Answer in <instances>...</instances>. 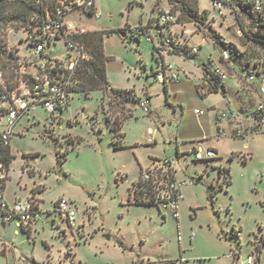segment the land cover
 <instances>
[{
	"label": "rangeland",
	"instance_id": "obj_1",
	"mask_svg": "<svg viewBox=\"0 0 264 264\" xmlns=\"http://www.w3.org/2000/svg\"><path fill=\"white\" fill-rule=\"evenodd\" d=\"M154 3L97 0L96 15L75 12L67 21L82 31L128 30L148 23L155 15ZM157 3L169 11L177 8L168 0ZM198 6L207 12L208 31L243 52L247 50L244 39L235 36L231 18L217 16L210 0H198ZM167 26L162 27L166 36L178 41L189 38L196 47L202 44L196 66H184L191 70V77L187 80L181 75V80L168 82V99L164 85L153 75L157 64L144 37L138 42L130 39L129 31L124 38L113 32L104 40L111 87L133 89L140 101L149 94V113L139 101L124 105L109 91H93L74 94L69 105L53 115L37 106L16 121L9 142L14 158L6 195L23 199L32 193L41 215L30 234L14 223L0 224V264H171L180 260L186 264H240L247 256L253 264H264V126L242 139L230 133L217 137L216 130L207 125V110L193 83L202 74L196 69L198 62H207L211 55L218 63L220 51L195 33L193 23ZM4 39L7 51H14L20 65L13 80L7 79L13 81L8 88L13 92L26 84L23 75H34L29 60L36 59L22 29H8ZM233 56L236 69L245 67L244 57ZM8 105L7 99L0 98V110ZM195 109L204 115L197 117ZM6 121L4 114L0 131ZM114 121L122 122L120 149L111 143ZM76 138L79 143L67 144ZM148 138L155 145L147 144ZM209 138L219 141L221 160L196 161L191 153L176 156L177 142L183 143L181 149L190 150L197 142L206 146L204 141ZM166 158L175 159L178 182L191 181L182 187L177 219L164 205H136L129 200L141 173ZM226 168L229 184L223 182ZM198 176L201 179L194 182ZM60 198L76 207L77 226L73 229L53 212Z\"/></svg>",
	"mask_w": 264,
	"mask_h": 264
},
{
	"label": "built area",
	"instance_id": "obj_2",
	"mask_svg": "<svg viewBox=\"0 0 264 264\" xmlns=\"http://www.w3.org/2000/svg\"><path fill=\"white\" fill-rule=\"evenodd\" d=\"M97 0H35L41 7L42 13L34 14L28 30H25V42L31 50V56L36 60L31 66L35 69L34 75H29L26 84L13 92L8 91V86L3 73L0 71V93L2 98L8 100L9 105L5 114L7 121L4 129L0 131V145L7 146L10 142L12 129L16 121L26 112L33 111L41 106L51 115L56 110L66 108L80 81L76 71L83 60L88 59V54L83 46L76 42L73 37L81 34L67 17L75 12L88 15H96ZM212 9L221 19L231 18L235 29L234 34L239 38L249 37V42L254 40L258 44L255 48L254 57L249 66L244 70L241 79L247 83H257L258 102L253 110L243 116L233 111H218L220 121L245 123L237 126L234 131L235 137L248 136L264 126V0H210ZM155 15L146 25L136 26L129 29L130 36L140 34L151 44L153 60L157 64L154 73L159 83L177 81L179 72L172 63L165 58L172 54L173 46L179 41L172 36H166L162 27L176 22L177 17L169 10L157 6ZM196 52V48L189 50ZM233 53L228 49L220 51V59L224 63L233 61ZM217 80L219 85L227 79V74L222 67H215L205 74L204 82L197 86L196 91L203 97L208 94L212 81ZM10 86L12 83H9ZM140 106L145 113H149V100L144 98ZM197 117L204 114L203 111L195 109ZM152 143V139H147ZM177 142V145H181ZM193 147L191 154L196 161H205L215 158L216 153L211 149H205L199 142ZM175 159L166 158L156 160L152 168L142 172L132 186V194L137 195L141 201L164 205L172 216L177 219L178 206L183 200L182 187L190 185L191 181L178 182L175 178ZM8 179V171L3 162L0 161V224L14 223L18 227L31 229L39 220L41 211L39 202L33 196L18 199L8 203L5 199V187ZM195 182V179H194ZM55 213L66 222L71 229L77 226L76 207L66 198H60L53 207ZM171 264H186L183 260ZM240 264H253L251 256Z\"/></svg>",
	"mask_w": 264,
	"mask_h": 264
},
{
	"label": "trees",
	"instance_id": "obj_3",
	"mask_svg": "<svg viewBox=\"0 0 264 264\" xmlns=\"http://www.w3.org/2000/svg\"><path fill=\"white\" fill-rule=\"evenodd\" d=\"M159 0L155 1L154 9L158 5ZM169 4L173 6V3L176 5V9H171L172 13L178 12L177 21L181 23H193L197 29H201L202 26L205 25V21L207 20V12H199L198 8V0H168ZM42 13L41 7L36 4L35 0H0V71L3 73L5 77L6 84L8 88L13 85L12 78L15 72L19 70V63L18 57L14 55V51L10 50L7 51L6 49V42H5V32L8 29H12L14 31L22 29L23 32L28 30V24L30 23V19L34 14ZM149 20L148 22H150ZM141 26V24L139 25ZM129 29H118L116 31L113 30H91V31H84L79 35L73 37V39L81 44L88 54V59L83 60L77 68L76 75L80 81L78 89L75 91L76 93L83 92L88 95L90 92L93 91H109L112 98H115L122 104L125 103H137L138 98H136L133 90H120L115 89L109 86V81L107 79V72H106V63L108 61V57L105 55L104 52V40L110 33L116 32L119 34H127ZM210 37L213 39L215 44H218L220 49H228L230 53H235L237 56H242L245 58L247 64L252 62L254 57L255 48L258 44L257 41H248L249 37L242 38L244 39L242 42L243 46H247V50L245 52L242 51L237 45L232 42H226L223 38L220 37L219 34L211 33ZM122 38V37H121ZM141 38V35L138 34L135 37L131 36V40L138 41ZM180 49V45L173 46L172 54L178 52ZM152 58H153V51H152ZM30 65L32 62L29 60ZM209 73V70H205V74ZM8 74V75H7ZM8 77H7V76ZM154 75V73H153ZM26 79H29V75H23ZM7 79H11L8 81ZM9 83H12L10 86ZM197 88V87H196ZM0 90L2 91L1 87ZM165 90V87H164ZM223 90V85H219L217 80H213L211 87H209L208 93H215L220 92ZM9 91V90H8ZM12 91V90H11ZM0 98L2 95L0 93ZM9 103V102H8ZM140 104V101H139ZM7 108H3L0 112H3L4 115ZM63 110V109H62ZM3 115H0L3 116ZM121 121H117L111 125V130L113 131L112 135V145L115 149H120L123 146L121 145V137L122 134L120 133L121 129ZM259 131L256 130L255 132ZM70 138V137H69ZM80 142V138H76L70 141H67L68 145H74ZM193 149L190 151L192 153ZM68 149L66 148L63 156H66ZM30 154H28L29 156ZM36 155V154H32ZM14 156L11 155L9 150V145L3 146L0 145V161L4 163L7 171L9 170V166L11 161L13 160ZM227 175L224 177V183H230V176H229V169H225ZM200 177L195 179V182H198ZM222 182V183H223ZM133 189H131L129 193V200L132 199L133 203L136 205H156L152 202H145L141 201L137 195L132 194ZM55 206V203H54ZM53 206V207H54ZM157 206V205H156ZM55 213V211H53ZM64 221V220H63ZM23 232L27 234L31 233V229H25L24 227H19Z\"/></svg>",
	"mask_w": 264,
	"mask_h": 264
},
{
	"label": "crops",
	"instance_id": "obj_4",
	"mask_svg": "<svg viewBox=\"0 0 264 264\" xmlns=\"http://www.w3.org/2000/svg\"><path fill=\"white\" fill-rule=\"evenodd\" d=\"M159 6H160V4H159ZM167 6H169V5L167 4ZM198 8H199V6H198ZM96 11H97V7L95 9V12ZM199 12L201 13L202 11H200V9H199ZM177 16L178 15H176V17ZM152 17L153 16H151V18ZM149 20H150V18H149ZM176 22H178V21L176 20ZM207 27H210V26L205 24L204 26L201 27V29H197L195 27V33L200 34L204 40L207 39L208 41H210L212 43L214 48H217L219 51H221L219 45L215 44L213 39L210 37V34L213 32L210 30L208 31ZM188 39L189 38L184 39L183 41H179L178 45H180L181 50H179L178 52H176L174 54H170L165 58V60L169 63H172L174 65V67L176 68V70L179 72V79L177 81H179L183 78L181 75H184V77L187 80L189 79L188 76L191 77V70L185 69L184 66L187 65V66H190L193 68L196 66L195 65L197 63L196 59H197L198 53L202 47V44H198L197 47H196V45H191L190 40H188ZM139 41H140V39L138 40V42ZM191 48H196V52L191 53L189 51ZM207 60H208L207 61L208 64L204 60H200V62H198L199 66H197L196 69L200 70L202 74L200 76H198L197 78H194L195 80H194L193 84H194L195 90H196L197 86L201 85L204 82L205 70H212L215 67H222L227 74V79L223 83V90L222 91L215 92V93L211 92V93H208L207 95L201 97V100H200L201 104L207 110V116H206L207 125L210 129L216 130L218 138H221L222 135L226 136L227 133L228 134L230 133V136H232L234 138H241L242 139L246 136L235 137L233 133L236 130L237 126L242 125V127L247 128L248 125L245 123L238 124L237 122H232V121H228V120L220 121L217 113H218V111H233L237 115L243 116V115L247 114L248 112H250L251 110L254 109L256 103L258 102L257 83L256 82L247 83L241 79L242 73L249 66V64H247V62L245 61V64H246L245 67L238 65L239 67L236 69V67L233 63H231V62L224 63L220 59V55L218 58V63H215L213 61V58L211 55H209ZM143 68L145 70V68H146L145 65L143 66ZM107 79H108V77H107ZM177 81H172V82H177ZM169 83H171V82H169ZM163 85L165 87V93H166V97L168 99V97H169L168 82L163 84ZM109 86L111 87L110 83H109ZM120 90H124V89H120ZM129 90H133V89H129ZM133 92L135 94L134 90H133ZM144 98H147L149 100V106H150L149 112H150L151 104H152V98L150 97L149 94H146L144 96ZM138 101H140V100L138 99ZM128 104L129 103H125L124 105H128ZM126 108H128V107H126ZM128 116L129 117L132 116V110L129 111ZM127 117H125V118H127ZM259 131H260V129H259ZM255 133H258V131ZM203 137H205V136H203ZM186 139H187L186 141H192L191 139H193V138H186ZM204 142H208V144L206 146H202L203 148L211 149L212 151H214L216 153L215 158L207 159L205 161L209 162V161H213V160L214 161L221 160L222 155H221L220 148L218 145L219 141L209 138V140L207 139ZM155 143L156 142L153 140H152V143L147 142V144H149V145H155ZM181 145H176L175 151H176V156L178 158L183 156V155L185 156L187 154H190V151L192 150V148L190 150H188V148H182L181 149L180 148ZM244 147H247L246 143L244 144ZM231 154H234V152H232ZM213 163L216 164V162H213ZM198 177H202V176H198ZM174 178L177 179L176 174L174 175ZM6 186H7V184H6ZM6 190H7V188L5 187V199L8 203L11 204L14 201L20 199V197H17V196H15L13 198L9 197L8 195H6ZM30 195H32V193L28 192L26 194V197L30 196Z\"/></svg>",
	"mask_w": 264,
	"mask_h": 264
},
{
	"label": "water",
	"instance_id": "obj_5",
	"mask_svg": "<svg viewBox=\"0 0 264 264\" xmlns=\"http://www.w3.org/2000/svg\"><path fill=\"white\" fill-rule=\"evenodd\" d=\"M120 37L124 38L125 37V34H121ZM209 192V191H208Z\"/></svg>",
	"mask_w": 264,
	"mask_h": 264
}]
</instances>
